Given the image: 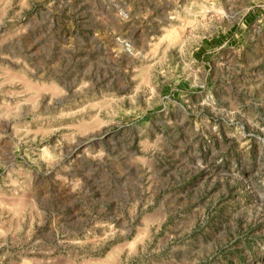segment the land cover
<instances>
[{
	"label": "rangeland",
	"instance_id": "rangeland-1",
	"mask_svg": "<svg viewBox=\"0 0 264 264\" xmlns=\"http://www.w3.org/2000/svg\"><path fill=\"white\" fill-rule=\"evenodd\" d=\"M0 264H264V0H0Z\"/></svg>",
	"mask_w": 264,
	"mask_h": 264
}]
</instances>
